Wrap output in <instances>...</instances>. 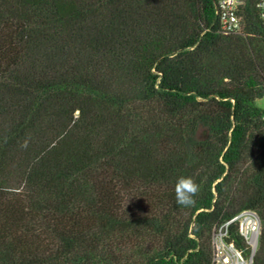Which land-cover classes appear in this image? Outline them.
Wrapping results in <instances>:
<instances>
[{
  "label": "trees",
  "instance_id": "16d2710c",
  "mask_svg": "<svg viewBox=\"0 0 264 264\" xmlns=\"http://www.w3.org/2000/svg\"><path fill=\"white\" fill-rule=\"evenodd\" d=\"M257 4L224 35L215 0H0V264H210L244 210L264 264Z\"/></svg>",
  "mask_w": 264,
  "mask_h": 264
},
{
  "label": "built area",
  "instance_id": "2783aa9c",
  "mask_svg": "<svg viewBox=\"0 0 264 264\" xmlns=\"http://www.w3.org/2000/svg\"><path fill=\"white\" fill-rule=\"evenodd\" d=\"M243 3L244 0H215L220 33L228 35L243 31V23L239 15ZM257 7L264 25V0H258ZM233 223L238 226V236L242 239V247H237L230 239L229 227ZM260 229V219L252 210L241 211L224 224L216 226L212 232L210 264H252L258 247Z\"/></svg>",
  "mask_w": 264,
  "mask_h": 264
},
{
  "label": "clouds",
  "instance_id": "9594fccd",
  "mask_svg": "<svg viewBox=\"0 0 264 264\" xmlns=\"http://www.w3.org/2000/svg\"><path fill=\"white\" fill-rule=\"evenodd\" d=\"M201 187L192 177L181 176L175 183L176 203L182 207H193Z\"/></svg>",
  "mask_w": 264,
  "mask_h": 264
},
{
  "label": "rangeland",
  "instance_id": "374dc122",
  "mask_svg": "<svg viewBox=\"0 0 264 264\" xmlns=\"http://www.w3.org/2000/svg\"><path fill=\"white\" fill-rule=\"evenodd\" d=\"M257 104L264 106V99L258 101Z\"/></svg>",
  "mask_w": 264,
  "mask_h": 264
}]
</instances>
